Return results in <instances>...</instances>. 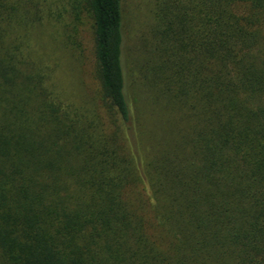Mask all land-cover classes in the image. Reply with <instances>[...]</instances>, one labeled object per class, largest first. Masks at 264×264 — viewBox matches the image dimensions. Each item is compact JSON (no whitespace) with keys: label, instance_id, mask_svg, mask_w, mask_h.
<instances>
[{"label":"trees","instance_id":"trees-1","mask_svg":"<svg viewBox=\"0 0 264 264\" xmlns=\"http://www.w3.org/2000/svg\"><path fill=\"white\" fill-rule=\"evenodd\" d=\"M83 0L96 104L65 109L0 0V264H264V0ZM31 30V31H30Z\"/></svg>","mask_w":264,"mask_h":264},{"label":"rangeland","instance_id":"rangeland-1","mask_svg":"<svg viewBox=\"0 0 264 264\" xmlns=\"http://www.w3.org/2000/svg\"><path fill=\"white\" fill-rule=\"evenodd\" d=\"M150 0H125L127 34L135 39L150 16ZM43 20L26 39L28 68L43 73L65 109L92 112L96 104L93 23L83 0H42Z\"/></svg>","mask_w":264,"mask_h":264}]
</instances>
